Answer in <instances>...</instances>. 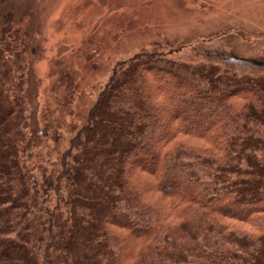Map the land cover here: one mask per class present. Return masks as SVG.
<instances>
[{"label":"trees","instance_id":"trees-1","mask_svg":"<svg viewBox=\"0 0 264 264\" xmlns=\"http://www.w3.org/2000/svg\"><path fill=\"white\" fill-rule=\"evenodd\" d=\"M203 39L52 98L28 151L0 117V264H264V44Z\"/></svg>","mask_w":264,"mask_h":264},{"label":"rangeland","instance_id":"rangeland-1","mask_svg":"<svg viewBox=\"0 0 264 264\" xmlns=\"http://www.w3.org/2000/svg\"><path fill=\"white\" fill-rule=\"evenodd\" d=\"M217 32L264 44V0H0V117L22 123L14 142L28 151L29 128L52 98L74 107L141 50L193 41L203 55L213 50L203 38ZM49 145L35 155L46 161Z\"/></svg>","mask_w":264,"mask_h":264}]
</instances>
